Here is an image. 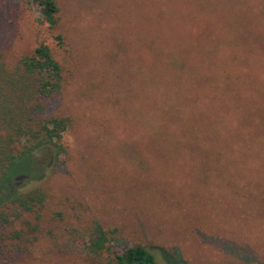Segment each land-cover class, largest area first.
<instances>
[{
  "label": "rangeland",
  "instance_id": "1",
  "mask_svg": "<svg viewBox=\"0 0 264 264\" xmlns=\"http://www.w3.org/2000/svg\"><path fill=\"white\" fill-rule=\"evenodd\" d=\"M54 1L61 48L31 0H0L4 57L41 42L62 69L60 95L43 110L69 119L66 154L32 184L48 195L43 231L58 240L66 227L97 220L117 229V254L140 245L156 264H172L156 248L184 264H264V0ZM167 5L187 11L181 34L189 37L171 81L162 61L148 67L149 42L166 50L174 35L148 22L147 10ZM216 19L230 27L221 32ZM34 173L20 165L7 191ZM47 242L21 254L0 239V264H90L41 254Z\"/></svg>",
  "mask_w": 264,
  "mask_h": 264
},
{
  "label": "trees",
  "instance_id": "2",
  "mask_svg": "<svg viewBox=\"0 0 264 264\" xmlns=\"http://www.w3.org/2000/svg\"><path fill=\"white\" fill-rule=\"evenodd\" d=\"M31 1L39 8L40 22L46 25L56 47L61 48L63 38L55 32L58 13L55 1ZM150 10L151 12L147 10L148 22L158 25V30L165 29L174 35V38L172 41L162 39L168 42V46H172L166 50L161 49L165 43L159 42L156 45L154 40L149 42L148 67L154 70L155 62L162 61V65L166 64L172 71L169 75L171 81L175 78L177 69L180 71L185 64L183 46L187 47L185 40H189V37L181 34V29L185 28L181 20L186 17L187 11L183 12L182 9L169 5L165 8L151 7ZM216 20L213 21L212 29L218 28L215 26ZM178 21L184 26L177 25L180 29L177 28L176 32ZM229 22L230 20L224 25L222 20H217L221 32L224 28L227 29ZM254 30L253 26L252 30L244 29L245 34L242 36L247 38L246 41ZM220 38H216L217 46L220 44ZM177 43L181 46L179 54ZM189 50L196 51L190 48ZM199 53L204 54L202 51ZM193 73L199 75V72ZM184 75L188 76V72ZM151 81L153 80L148 78V86ZM62 85L61 66L47 45L37 42L33 49L12 60L6 59L0 52V191H4L0 196V236L3 237L0 239L13 241V249L21 254L27 253L32 241L39 244L40 238L47 237V246L44 250L43 246L39 247V250L48 257L59 253L76 255L90 264H156L151 250L144 246L133 245L120 254L113 252L111 242L117 229L104 228L97 220L83 222L80 227H66L58 240L51 239L49 231H43L42 212L48 195L39 187H32V184L41 181L47 171H54L63 164L66 149L61 140L69 126V119L55 114L45 115L43 110L46 104L60 95ZM164 87H167L168 92L173 91V86L164 83ZM213 91L222 93L223 89L217 88ZM166 95L168 93L165 92ZM169 110L171 115L176 113L172 107ZM25 163L33 168L35 173L27 175L25 181H17L13 189L7 191L10 173ZM54 216L61 218V213L55 212ZM155 250L166 262L184 264L176 254L170 255V252L161 248Z\"/></svg>",
  "mask_w": 264,
  "mask_h": 264
}]
</instances>
